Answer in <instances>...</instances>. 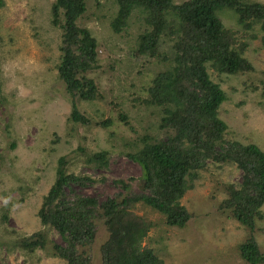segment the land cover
<instances>
[{
  "label": "rangeland",
  "instance_id": "rangeland-1",
  "mask_svg": "<svg viewBox=\"0 0 264 264\" xmlns=\"http://www.w3.org/2000/svg\"><path fill=\"white\" fill-rule=\"evenodd\" d=\"M0 7V264H67L43 250L27 252L15 245L17 239L45 229L47 239L62 243L53 229L44 228L38 217L43 197L56 174L58 159L66 156L65 169L75 176H88L86 186L71 184L68 196L76 193L98 202L108 197L132 196L143 192L140 166L125 153L145 133L164 137L157 125L162 109L146 106L137 98L165 64L153 58L133 57L138 35L148 25L144 14L134 9L127 25L115 33L110 27L117 5L114 0H85L86 12L78 19L97 41V67L88 73L101 98H74L78 111L90 123L69 119L72 97L59 78L62 30L51 22L54 0H3ZM182 0H173L179 3ZM264 3V0H250ZM223 24L240 29L236 15L227 8L219 12ZM245 36L244 52L253 70L220 74L208 67L212 81L226 99L218 116L225 122L226 140L253 143L264 151V48L257 25ZM172 42L161 41L170 52ZM126 115V123L119 113ZM106 126L97 122L107 121ZM12 144L14 145L12 147ZM83 148V152L78 147ZM107 151V165L98 168L85 162L86 154ZM116 180L128 185L123 189ZM241 170L235 163L209 161L191 181L179 202L191 214L183 227L169 226L164 215L143 202L132 210L151 223L142 245L151 248L164 264H248L238 245L249 230L223 213L218 205L226 197L222 184L239 185ZM263 218L257 220L254 237L264 252ZM6 216L5 219L3 216ZM92 243L82 248L92 264H100V244L107 238L102 220H96Z\"/></svg>",
  "mask_w": 264,
  "mask_h": 264
},
{
  "label": "trees",
  "instance_id": "trees-1",
  "mask_svg": "<svg viewBox=\"0 0 264 264\" xmlns=\"http://www.w3.org/2000/svg\"><path fill=\"white\" fill-rule=\"evenodd\" d=\"M117 10L110 20L113 32L119 33L134 9L144 14L148 25L138 35L133 57L153 58L166 66L158 71L146 88V96L137 100L146 106L160 107L157 125L164 137L145 133L125 153L141 169L143 192L132 196L108 197L98 202L90 196L71 193V184L86 186L88 176L67 173L66 156L58 159L55 179L43 197L38 217L44 228L55 230L62 243L47 239L45 229L16 240L27 252L43 250L67 264H92L83 247L93 242L96 220H102L107 238L100 244V264H164L151 248L142 245L151 223L132 207L143 202L164 215L169 226L183 227L191 214L180 204L185 191L198 171L209 161L233 162L241 170L239 185L222 184L226 197L218 208L249 230V237L238 245L240 258L248 264H264V252L254 233L256 222L263 218L264 151L253 143L226 140V124L218 116L226 99L219 84L211 80L208 67L220 74H238L253 70L244 57L245 36L257 25L264 48V3L250 0H114ZM4 4L0 0V7ZM227 8L236 16L240 29L223 24L219 12ZM86 12L85 0H54L51 22L62 30L60 56L56 65L59 78L72 97L69 119L90 123L74 102L101 98L88 73L97 67V41L77 21ZM172 42L170 52L162 50L161 41ZM1 87V82H0ZM1 90V89H0ZM126 123V115L119 113ZM111 121L97 122L106 126ZM129 124V123H128ZM14 145L12 144V147ZM83 152L82 147H78ZM107 151L86 154L85 162L98 168L107 165ZM127 189L122 180L114 182ZM5 215L3 218L5 219Z\"/></svg>",
  "mask_w": 264,
  "mask_h": 264
}]
</instances>
